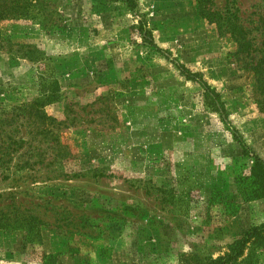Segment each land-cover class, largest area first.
<instances>
[{"label":"rangeland","instance_id":"374dc122","mask_svg":"<svg viewBox=\"0 0 264 264\" xmlns=\"http://www.w3.org/2000/svg\"><path fill=\"white\" fill-rule=\"evenodd\" d=\"M33 2L0 20V108L56 82L43 111L74 120L55 122L66 155L37 121L19 127L34 155L0 181V264H202L264 222L254 77L194 0ZM212 2L253 23L264 12V0Z\"/></svg>","mask_w":264,"mask_h":264},{"label":"trees","instance_id":"16d2710c","mask_svg":"<svg viewBox=\"0 0 264 264\" xmlns=\"http://www.w3.org/2000/svg\"><path fill=\"white\" fill-rule=\"evenodd\" d=\"M127 5L134 4L133 0H126ZM199 15L205 20L215 25V29L220 35L231 37L236 43V50L233 52L235 61L250 71L254 77L253 91L255 94V103L259 110L264 113V12H260L257 20L246 21L239 14L237 8L226 5L224 9L212 8V0H194ZM33 0H0V20L8 16H28L36 7ZM43 9H37L39 16H44ZM141 27L143 22H140ZM186 77L191 78L192 73L180 70ZM57 87V83L55 82ZM50 87L48 91L43 89V93L35 99L12 106L10 109L0 108V181H6L12 178L14 181L20 180L18 173L8 171L11 163L15 158L21 159L24 154L27 158L22 161L23 165L31 164L34 152L25 150L20 153L21 149L31 142L26 140L23 135L19 134L21 126L26 121H37L40 130L36 133L42 135L44 139L50 138L56 146L58 154H69L68 147L61 143L59 132L55 131V122L71 121L68 115L63 119H57L46 114L43 111L45 104L57 99L58 89ZM218 110V107L213 105ZM16 132V136L13 135ZM46 148L37 147V154L40 160ZM35 155V156H36ZM34 162H36L34 160ZM18 164V163H17ZM263 167L260 165L258 157L253 158L251 169ZM80 173L67 174L61 176L78 177ZM15 212L19 209H14ZM1 220V219H0ZM0 226H3L0 224ZM264 249V222L259 225L250 226L242 230L228 245L227 249L217 255L214 259L210 258L202 264H258L261 250Z\"/></svg>","mask_w":264,"mask_h":264}]
</instances>
